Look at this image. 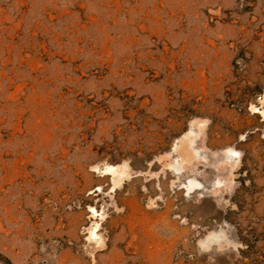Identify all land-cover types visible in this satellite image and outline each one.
I'll return each mask as SVG.
<instances>
[{
    "label": "rangeland",
    "instance_id": "obj_1",
    "mask_svg": "<svg viewBox=\"0 0 264 264\" xmlns=\"http://www.w3.org/2000/svg\"><path fill=\"white\" fill-rule=\"evenodd\" d=\"M0 264H264V0H0Z\"/></svg>",
    "mask_w": 264,
    "mask_h": 264
}]
</instances>
